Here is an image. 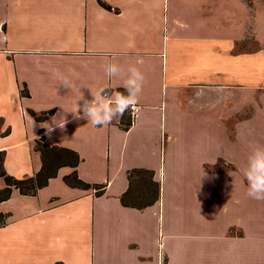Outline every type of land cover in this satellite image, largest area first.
<instances>
[{
    "label": "crops",
    "instance_id": "1",
    "mask_svg": "<svg viewBox=\"0 0 264 264\" xmlns=\"http://www.w3.org/2000/svg\"><path fill=\"white\" fill-rule=\"evenodd\" d=\"M99 1L109 9L0 0L3 170L34 177L38 140L79 158L0 203V264H264V200L247 196L242 174L264 145V0ZM108 62L145 77L127 130V112L102 127L73 118L81 96L125 91ZM132 170L159 185L143 209L121 203ZM74 173L86 187L66 183Z\"/></svg>",
    "mask_w": 264,
    "mask_h": 264
},
{
    "label": "clouds",
    "instance_id": "2",
    "mask_svg": "<svg viewBox=\"0 0 264 264\" xmlns=\"http://www.w3.org/2000/svg\"><path fill=\"white\" fill-rule=\"evenodd\" d=\"M142 63V61H138ZM106 76L124 77L122 87L124 92L106 91L110 88H100L91 100L84 99L82 96L77 103V108L73 113L75 120L86 119L94 127H102L119 121L127 113H138L139 95L142 92L145 77L143 73L135 66L129 65L125 70L118 64L108 62L104 65ZM59 83L68 86L69 81L63 76L59 77ZM48 125L45 128V136L49 139L57 128L63 130L66 123ZM34 124V122H33ZM244 180L247 182V196L251 199L264 200V145H253L247 158L246 166L242 169Z\"/></svg>",
    "mask_w": 264,
    "mask_h": 264
},
{
    "label": "trees",
    "instance_id": "3",
    "mask_svg": "<svg viewBox=\"0 0 264 264\" xmlns=\"http://www.w3.org/2000/svg\"><path fill=\"white\" fill-rule=\"evenodd\" d=\"M99 5L109 9L99 0ZM131 124L128 117L119 123L123 130H127ZM34 150L38 152L42 159V168L34 176L23 180H16L8 176L3 170L4 153L0 152V178L5 183V188L0 191V203L9 199L11 190H17L23 196H32L36 191L46 185L47 181L54 177L56 170L61 166L75 168L79 158L73 151L50 147L43 140H38L34 144ZM128 190L121 197V203L125 207L143 209L154 204L159 199V185L153 181V175L146 170H132L128 173ZM66 183L73 186L86 187L79 180L76 174L65 178ZM6 217L0 213V228L5 225Z\"/></svg>",
    "mask_w": 264,
    "mask_h": 264
},
{
    "label": "rangeland",
    "instance_id": "4",
    "mask_svg": "<svg viewBox=\"0 0 264 264\" xmlns=\"http://www.w3.org/2000/svg\"><path fill=\"white\" fill-rule=\"evenodd\" d=\"M245 1L249 2L250 0H245ZM260 17L264 18V16H260ZM260 27H264V25H262L260 23ZM260 34L263 35L264 34V31L260 32ZM243 47H244V49H248V50H250V49L253 50V49H256L257 48L256 44L254 42H252L251 40H248V42H244L243 43Z\"/></svg>",
    "mask_w": 264,
    "mask_h": 264
},
{
    "label": "built area",
    "instance_id": "5",
    "mask_svg": "<svg viewBox=\"0 0 264 264\" xmlns=\"http://www.w3.org/2000/svg\"><path fill=\"white\" fill-rule=\"evenodd\" d=\"M135 114H137V113H134V114L129 113L131 120H132V118H133V116H134Z\"/></svg>",
    "mask_w": 264,
    "mask_h": 264
}]
</instances>
